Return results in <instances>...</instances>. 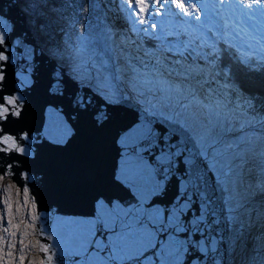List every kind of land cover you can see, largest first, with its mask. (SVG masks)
<instances>
[{
    "label": "water",
    "instance_id": "95a60500",
    "mask_svg": "<svg viewBox=\"0 0 264 264\" xmlns=\"http://www.w3.org/2000/svg\"><path fill=\"white\" fill-rule=\"evenodd\" d=\"M0 16L12 26L7 39L17 53L15 63L10 61L5 68L6 78L0 96L17 91L15 85L20 81L16 73L28 65L31 71L26 74L32 81L21 92L25 98L21 118L10 117L4 127L16 135L27 130L30 140L35 137L30 145L35 152L34 159L12 154L7 160L0 157V163L19 161L21 165L14 167L16 176L13 179L21 184L24 183L19 180L22 169L36 176L29 187L37 198L39 211L44 214L37 225L38 239L54 237L46 240V244L56 253L68 240L53 229H75L94 219L97 201L101 199L132 204L134 198H138L146 204L155 195L153 204L168 206L183 197V207L172 211L170 218L159 208L149 207L147 212L137 209L145 217L140 229L145 245L150 246L149 242L155 241L156 234L148 227L151 224L167 239L161 250L162 264L172 261L228 264L231 256L224 190L189 132L178 123L147 114L129 98L107 102L89 86L80 85L69 77L35 41L27 27L26 15L19 10L16 0H0ZM17 40L21 41L19 46L15 45ZM25 56L31 58L25 59ZM57 82L60 88L53 93L51 85ZM50 108L58 109L72 129L66 143L56 144L49 139ZM101 113L106 119H97ZM151 128L156 130L154 135L159 142L153 139L148 144L150 150H145L144 155L154 164L159 155L163 167L157 172L160 183L152 177L129 190L116 179L124 151L119 139L128 129L135 133ZM148 171L151 173L150 169ZM160 188H164L162 195L157 194ZM173 229L176 235L168 236ZM145 264L150 262L145 261Z\"/></svg>",
    "mask_w": 264,
    "mask_h": 264
},
{
    "label": "rangeland",
    "instance_id": "374dc122",
    "mask_svg": "<svg viewBox=\"0 0 264 264\" xmlns=\"http://www.w3.org/2000/svg\"><path fill=\"white\" fill-rule=\"evenodd\" d=\"M16 1L19 10L26 15L27 27L32 32L35 41L58 65L65 69L69 77L75 79L80 85L89 86L107 102L129 98L147 114L160 116L173 122L178 121L183 128L187 123L191 127L189 114L187 111L182 112L183 107L189 103L188 97L181 94L174 102H170L165 97L163 102L166 104L162 103L165 107H160L161 100L155 97L151 100L150 90L146 85H141L140 88L135 87L134 82L128 77L125 66L121 63L125 57L121 48L131 44L133 37L124 39L113 32L110 37L112 40L114 38L112 43L114 47L107 56L108 61H105L106 47L102 38L100 39V28L96 24L99 19L98 8L92 5L90 0H80L75 7L77 8L76 16L74 14L73 19L67 22L55 20L54 17L42 12L40 3V9H38L36 7L38 3H34V0ZM114 3H116V9L125 14L130 24V32H134L133 36L148 37L159 45L169 47L175 53L185 52L198 57L195 49H200L204 42L213 43L210 35L219 40L223 39L226 43L227 41L234 43L240 53L249 52L254 45H258L263 50L264 0L248 5H245L243 0H182V6L187 10V15L173 3V0H159V3L157 0H114ZM193 5L197 11H193ZM216 10L223 16L224 35L219 33ZM197 14H199V19H197ZM227 28L231 29L227 31ZM207 29L210 34L206 31ZM254 54L257 55L255 51ZM161 61L163 60H159V63ZM253 127L255 126L227 133L225 137L231 136L235 139L232 143L225 139L223 142L219 140L214 144L204 145L202 148L201 143L205 138L197 139L198 133L195 137L192 136L197 141L210 167L216 171L215 176L224 190L230 233L228 252L231 257L228 264H244L247 258L250 262L253 251L251 245L257 243L255 233L250 231L249 226H244L241 220L240 215L244 209L239 206L233 191L236 186H239V169L244 166L245 160L238 157L232 163H225L227 157H234L247 149L245 144L248 141L236 142L243 131ZM216 145L220 147L214 149ZM0 207L3 206L0 205ZM5 216L6 212L0 220ZM25 219H28L27 214ZM2 226L6 228L7 222L5 221ZM233 236L235 243L232 242ZM16 239L17 252H19V234ZM5 240L8 241V239ZM245 250L248 255H245ZM253 259V264H262L264 254L255 248ZM249 262L247 263L250 264Z\"/></svg>",
    "mask_w": 264,
    "mask_h": 264
},
{
    "label": "trees",
    "instance_id": "16d2710c",
    "mask_svg": "<svg viewBox=\"0 0 264 264\" xmlns=\"http://www.w3.org/2000/svg\"><path fill=\"white\" fill-rule=\"evenodd\" d=\"M79 1L34 0V3H38L36 7L40 9L41 6L40 10L43 9L42 12L48 16L67 22L73 19L74 14L76 16L75 7ZM90 2L98 8L99 19L96 24L100 28V39L102 38L106 47L105 61H108L107 56L114 47V38L112 40L110 37L113 32L124 39L133 37L131 44L121 48L125 55L121 63L124 64L128 77L135 87L146 85L150 90L149 98L161 100L160 107H165L162 104L165 103V97L170 102L178 100L181 94L188 97L189 103L181 111H187L192 125L189 127L187 123L185 129L194 137L198 133L197 139L205 138L201 148L225 139L232 143L235 139L225 137L227 133L255 126L243 131L236 142L248 141L245 144L247 149L225 159V163H232L238 157L245 160L244 166L239 169V186L233 191L239 206L244 209L240 215L244 226H249L256 236L257 243L251 245L253 251L250 262L248 258L244 262L253 264L255 248L264 254V46L261 50L258 45H254L249 52L240 53L234 43L227 40L226 43L223 39L210 35L212 44L204 42L200 49H195L198 57L185 52L175 53L148 37L133 36L134 32H130L125 14L116 9L114 0ZM216 12L219 33L224 35L223 16L218 10ZM229 29L231 28H227V31ZM159 60L163 61L159 63ZM219 145L214 149L219 148ZM236 165H239L238 161ZM232 242L235 243L234 236ZM245 255H248L247 251Z\"/></svg>",
    "mask_w": 264,
    "mask_h": 264
},
{
    "label": "snow or ice",
    "instance_id": "6c2138e0",
    "mask_svg": "<svg viewBox=\"0 0 264 264\" xmlns=\"http://www.w3.org/2000/svg\"><path fill=\"white\" fill-rule=\"evenodd\" d=\"M157 3H159V0H157ZM11 31L12 26L9 24L8 20L0 16V38L4 40L3 45H0V55L4 56V59L0 60V77H3V82L6 78V66L10 61L15 63V57L17 55L12 42L7 39V37L11 35ZM20 44L21 41H15V45L19 46ZM24 58L30 59L31 57L25 56ZM30 71L31 66L28 65L27 68H23L16 73L20 82L15 85L17 91L13 93L17 94L18 99L9 103L5 101L4 95L0 96V106H3L8 113L7 120L0 121V128H2V131H0V138L5 134L15 136L16 141L19 142V145L23 147L26 155L29 157L33 153L30 145L35 137H32V140H30L28 136L26 140H21L16 134L6 131L4 123L9 121L10 117L12 118V114L15 111H19L21 107L20 101L23 99L21 92L32 83L30 76L26 74L30 73ZM3 82H0V92H3ZM59 88V82L51 85V91L53 93H56ZM12 94L8 96L11 97ZM14 105L15 107H13ZM49 113L51 130L49 135L50 141L56 144L66 143L67 138L70 137L72 132L70 125L63 118L62 113L58 109L50 108ZM21 115L22 112H20V118ZM97 119L103 120L106 119V117L101 113L97 116ZM155 132L156 130L154 128L148 129L147 131L140 129L135 133L133 129H128L119 139V143L124 151L119 162L116 179L129 190L146 179L150 180L152 177L156 178L157 184L160 183L161 177L157 175V172L162 171L163 167L159 155L157 156L155 164L151 159H146L144 155L145 150H150L148 149V144H150L153 139L156 140L157 143L159 142L158 137L154 135ZM0 147L6 148L7 145L0 144ZM161 152H163V149H161ZM3 155L4 153L0 152V157H3ZM169 155H171V153H169ZM3 163L11 164L7 162ZM145 165H147V167H145ZM14 167L15 166H13L12 171ZM0 168L3 169L0 173H3L5 168ZM149 169L151 173H149ZM13 172L16 173L15 171ZM14 177L15 176H13V178ZM17 184L21 187L24 186L19 182H17ZM163 191L164 188H160L157 194L162 195ZM155 198L154 195L152 200ZM183 199V197H180L168 206L155 205L152 203V200L143 204L138 198H134L132 204L124 203L119 200H98L94 219L85 221L75 229H53L58 232L62 238L68 240L63 247L57 248L56 253H53L46 244V240L55 239L52 236L47 237L46 240H38V247L40 249L37 252V255L40 256V261L38 262L30 260L27 255H19V252H17V243L11 244L9 240H5L2 250H0V264H45V261L49 257H54L57 264H145V261H149L150 264H162L160 255L163 254L161 251L163 243L167 242L166 236L161 235L154 225L149 224L148 227L156 235L154 243L149 242L150 246H146L144 238L140 233V229L145 223V217L140 215L137 209L142 208L144 212H147L149 207L152 209L159 208L161 213H168V218H170L172 211L176 208L183 207ZM5 221L8 225L7 212L4 219L0 220V225ZM5 229H7V227ZM101 233H103V235H100ZM17 234H19L18 231L15 239ZM167 235H176V230L173 229L167 233ZM18 243L20 250L22 244L21 237ZM28 251H31V245H29ZM184 254L187 256V252ZM170 264H183V261H172Z\"/></svg>",
    "mask_w": 264,
    "mask_h": 264
},
{
    "label": "clouds",
    "instance_id": "9594fccd",
    "mask_svg": "<svg viewBox=\"0 0 264 264\" xmlns=\"http://www.w3.org/2000/svg\"><path fill=\"white\" fill-rule=\"evenodd\" d=\"M245 5L250 3L259 2V0H243ZM173 3L180 8L182 12L187 15V10L182 6V0H173ZM193 11H197L195 6H192ZM197 19H199V14H197ZM4 40L0 38V45H3ZM4 56L0 55V60H3ZM0 82H3V77H0ZM5 101L11 103L13 100L18 99L17 94L13 93L11 97L7 94L4 95ZM25 98L20 101L21 107L19 111H15L12 114L13 119H20V112L24 110ZM15 107V105L13 106ZM7 110L0 106V121L7 120ZM2 131V128H0ZM21 140H26L29 136L27 130L21 131L17 134ZM0 144H6L7 147H0V152L4 153L3 159L7 160L11 157L12 153L17 156L24 157L27 156L23 147L19 145L16 141V137L11 134H5L0 138ZM30 159L35 158V152L33 151ZM19 161H13L11 164L0 163V167H4L5 171L0 173V217H3L4 213L8 214V225L5 229L0 225V250L3 248V242L8 239L11 244L17 243L15 236L17 231L22 238L21 248L19 250V255H27L32 261H40V256L37 252L40 250L38 247V238L40 236L39 229L37 225L41 223V217L44 215L39 211V205L37 203V198L32 194V189L29 187V183L36 179V176H30L26 169H22L19 172V180L23 181V188L17 185L16 180L13 176L16 173L12 171L13 166L20 168ZM27 214L28 219H25ZM31 245V251H28V247ZM50 247V245H49ZM45 264H55L54 257H49Z\"/></svg>",
    "mask_w": 264,
    "mask_h": 264
},
{
    "label": "bare ground",
    "instance_id": "6f19581e",
    "mask_svg": "<svg viewBox=\"0 0 264 264\" xmlns=\"http://www.w3.org/2000/svg\"><path fill=\"white\" fill-rule=\"evenodd\" d=\"M96 92V91H95ZM141 108V107H140ZM187 130V129H186ZM230 234V233H229Z\"/></svg>",
    "mask_w": 264,
    "mask_h": 264
}]
</instances>
